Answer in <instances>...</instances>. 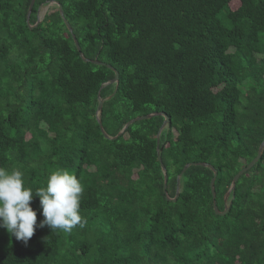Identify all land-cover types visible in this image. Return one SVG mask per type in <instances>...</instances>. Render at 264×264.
Listing matches in <instances>:
<instances>
[{
    "label": "trees",
    "instance_id": "1",
    "mask_svg": "<svg viewBox=\"0 0 264 264\" xmlns=\"http://www.w3.org/2000/svg\"><path fill=\"white\" fill-rule=\"evenodd\" d=\"M49 1L0 0V264H264V148L223 199L264 139V0H53L117 87ZM152 112L158 154L163 116L117 136ZM196 162L223 215L209 166L176 190Z\"/></svg>",
    "mask_w": 264,
    "mask_h": 264
},
{
    "label": "water",
    "instance_id": "2",
    "mask_svg": "<svg viewBox=\"0 0 264 264\" xmlns=\"http://www.w3.org/2000/svg\"><path fill=\"white\" fill-rule=\"evenodd\" d=\"M34 1H35V0H30L29 6H28L27 15H26V23H27V24H28V19H29V16H30V13H31V10H32V6H33ZM53 3H55V4L58 6L60 16H61V18L63 19V22H64V24H65V26H66L68 32L70 33L71 38L73 39V42H74V44L76 45V48H77V50H78L79 55L81 56V58H82L84 61H90V62L93 63V64L106 65L108 68L112 69V70L114 71V77L110 80V83H114L115 86L117 87L118 80H119V79H118V72H117L113 67H111V66L108 65V64H105V63L100 62V61H98V60H88V59H86V58H84V57L82 56V53H81V51H80V46L78 45V42H77V40H76V38H75V35H74L73 32H72L71 26H70V24L68 23V21H67V20L64 18V16H63V10H62L61 5H60L57 1H53V0L49 1L48 4H53ZM37 13H39V7H38V9H37ZM39 21H40V19H37L36 24H38ZM36 24H35V25H36ZM29 28H30V26H29ZM116 87H115V89H116ZM101 104H102V100L98 97V107H97V111H96V118H97V122H98V124H99V127H100L101 132L107 137V135L105 134V132H104L103 129H102V126H101V124H100V120H99V114H100V110H101ZM156 115L163 116V118H164V120H163V122H162V124H161V126H160V128H159V130H158V132H157V134H156V142H157V143H156V147H157L156 150H157V154H158V152H159V147H158V145H159V144H158V142H159V135H160L161 131L163 130V128L165 127V125L168 123V117H167V115H166L165 113H163V112H152V113H149V114H147V115L138 116V117H136V118H134V119L128 121V122L125 124V126H124V127L118 132L117 136L120 135V134L124 131V129H125L128 125H130L131 123H133L134 121H136V120H142V119H148V118L153 117V116H156ZM117 136H115V137H117ZM115 137H114V138H115ZM263 148H264V139L262 140V142L260 143V145H259V147H258V149H257L256 156H255V157H254L249 163H247L244 167H242V168H241V169H240V170H239V171L233 176L232 181H231V184H230V187L228 188V190H227L226 193L224 194V198H223V199H224V203H226L229 194H230L231 192H233V190H234V188H235L236 181L238 180V178L240 177V175H242L245 171H247L250 167H252V166L258 161V159L260 158V155H261V153H262ZM157 160H158V162H159V165H160L161 171H162V173H163V192H164V196H165L166 199L169 200L170 198L168 197V194H167V191H166V187H167V174H166V169H165V167H164V165H163V163H162L161 158H160L159 155H157ZM191 164L201 165V166H205V165H206V166H209V167L213 170V176H212V178H211V180H210V183H209L210 192H211V195H212V205H213V209H214V212H215L217 215H223L224 213H226L227 210L229 209L228 206H225L224 209H223V211H219L218 208H217L216 200H215V196H216V194H215V191H214V181H215V178H216V175H217V171H216L213 167H211L210 165H208V164H205V163H202V162L187 163V164H185V165L183 166L181 172L177 175L176 190L178 191V187H179V178H180V176L182 175V173H183V172H184V171H185V170H186ZM177 196H178V192L176 193L175 197H174L173 199H171V200H172V201H175V199H176Z\"/></svg>",
    "mask_w": 264,
    "mask_h": 264
},
{
    "label": "rangeland",
    "instance_id": "3",
    "mask_svg": "<svg viewBox=\"0 0 264 264\" xmlns=\"http://www.w3.org/2000/svg\"><path fill=\"white\" fill-rule=\"evenodd\" d=\"M51 4H48V5H42L39 9V13H38V17L39 19L41 20L43 18V15L44 13L46 12V10L48 9V7L50 6ZM237 6V4L234 2V4L231 5V8H235Z\"/></svg>",
    "mask_w": 264,
    "mask_h": 264
}]
</instances>
